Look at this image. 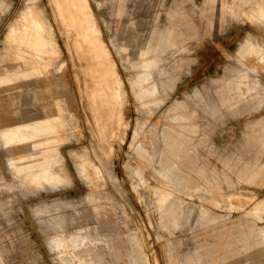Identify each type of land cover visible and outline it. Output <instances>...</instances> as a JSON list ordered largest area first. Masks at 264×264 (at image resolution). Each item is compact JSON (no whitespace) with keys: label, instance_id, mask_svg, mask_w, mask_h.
Masks as SVG:
<instances>
[{"label":"rangeland","instance_id":"rangeland-1","mask_svg":"<svg viewBox=\"0 0 264 264\" xmlns=\"http://www.w3.org/2000/svg\"><path fill=\"white\" fill-rule=\"evenodd\" d=\"M0 257L264 264V2L0 0Z\"/></svg>","mask_w":264,"mask_h":264},{"label":"crops","instance_id":"crops-1","mask_svg":"<svg viewBox=\"0 0 264 264\" xmlns=\"http://www.w3.org/2000/svg\"><path fill=\"white\" fill-rule=\"evenodd\" d=\"M237 3H238V2H237ZM244 7H246V6H244ZM9 168H10V167H9ZM55 245H56V248H58V244L56 243ZM0 264H4L3 260L1 259V257H0Z\"/></svg>","mask_w":264,"mask_h":264},{"label":"bare ground","instance_id":"bare-ground-1","mask_svg":"<svg viewBox=\"0 0 264 264\" xmlns=\"http://www.w3.org/2000/svg\"><path fill=\"white\" fill-rule=\"evenodd\" d=\"M262 1L264 2V0H262ZM59 4L62 5V2L60 1ZM79 8H80V7H79ZM83 15H85V14H83ZM92 39H93V41H96L94 37H92Z\"/></svg>","mask_w":264,"mask_h":264}]
</instances>
